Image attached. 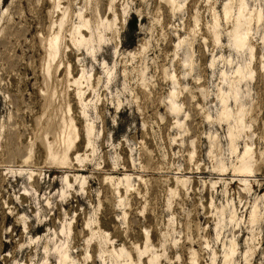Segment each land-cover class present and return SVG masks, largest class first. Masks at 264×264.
I'll return each instance as SVG.
<instances>
[{"label": "rangeland", "instance_id": "374dc122", "mask_svg": "<svg viewBox=\"0 0 264 264\" xmlns=\"http://www.w3.org/2000/svg\"><path fill=\"white\" fill-rule=\"evenodd\" d=\"M64 249L264 264V0H0V264Z\"/></svg>", "mask_w": 264, "mask_h": 264}, {"label": "bare ground", "instance_id": "6f19581e", "mask_svg": "<svg viewBox=\"0 0 264 264\" xmlns=\"http://www.w3.org/2000/svg\"><path fill=\"white\" fill-rule=\"evenodd\" d=\"M242 10V9H241ZM240 10V11H241ZM241 14H242V11H241V13H240V17H241ZM239 17V18H240ZM240 24H241V19H239V22H238V25L236 26V28H235V31H234V38H235V43L236 44H239V45H245L247 42V39H245V31L243 32V33H239V26H240ZM245 30H247V28H245ZM84 39V38H83ZM54 48V47H53ZM54 49H56V48H54ZM54 51V50H53ZM241 70H239V72H240ZM251 73H252V71H251ZM54 144V143H53ZM52 144V145H53ZM50 145V144H49ZM53 150L51 151V153L53 154ZM248 150L243 154V156H242V159H243V161H242V165H241V167L244 169V170H247V169H251L252 168V165H251V163H249L248 161H247V159H246V157L248 156ZM51 156H53V155H51ZM128 180V179H127ZM61 248V247H60ZM60 257H61V262L63 263V264H66L67 263V260L69 259V253H68V251L67 250H61L60 251Z\"/></svg>", "mask_w": 264, "mask_h": 264}]
</instances>
